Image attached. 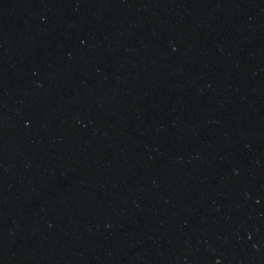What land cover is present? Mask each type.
I'll list each match as a JSON object with an SVG mask.
<instances>
[{"label": "water", "instance_id": "obj_1", "mask_svg": "<svg viewBox=\"0 0 264 264\" xmlns=\"http://www.w3.org/2000/svg\"><path fill=\"white\" fill-rule=\"evenodd\" d=\"M0 264H264V0H0Z\"/></svg>", "mask_w": 264, "mask_h": 264}]
</instances>
